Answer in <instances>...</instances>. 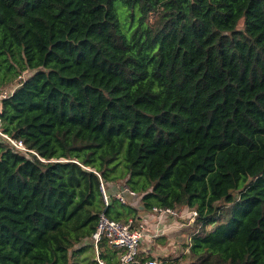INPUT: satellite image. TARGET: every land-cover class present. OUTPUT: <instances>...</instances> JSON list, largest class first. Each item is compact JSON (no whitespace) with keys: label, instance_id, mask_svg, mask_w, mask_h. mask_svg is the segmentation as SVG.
Wrapping results in <instances>:
<instances>
[{"label":"trees","instance_id":"16d2710c","mask_svg":"<svg viewBox=\"0 0 264 264\" xmlns=\"http://www.w3.org/2000/svg\"><path fill=\"white\" fill-rule=\"evenodd\" d=\"M1 93L0 264H70L121 184L196 211L176 264H264V0H0Z\"/></svg>","mask_w":264,"mask_h":264},{"label":"crops","instance_id":"0c3cea01","mask_svg":"<svg viewBox=\"0 0 264 264\" xmlns=\"http://www.w3.org/2000/svg\"><path fill=\"white\" fill-rule=\"evenodd\" d=\"M126 188V187H124ZM123 185H120L122 191ZM115 192V191H114ZM114 194V193H113ZM126 194V193H125ZM127 204L137 208L135 223H143L146 227V235L143 238L137 258V264L147 259L159 260L160 262L177 263V258L184 253L183 246L188 242V235L192 223L188 216L171 217L151 211H143L140 199H127ZM132 219V217H129ZM76 251L71 258L70 264H90L94 261V248L91 239L85 240L73 249ZM116 253L110 254L112 264H119L121 248L113 249ZM86 257V258H85Z\"/></svg>","mask_w":264,"mask_h":264},{"label":"built area","instance_id":"2783aa9c","mask_svg":"<svg viewBox=\"0 0 264 264\" xmlns=\"http://www.w3.org/2000/svg\"><path fill=\"white\" fill-rule=\"evenodd\" d=\"M5 93H1L0 97L4 98ZM1 123V121H0ZM0 137L9 143L14 149L18 150L23 154L31 153L36 155L35 152L29 150L25 147L22 141L14 140L7 135L3 134L0 130ZM100 178V177H99ZM100 191L102 195V200L104 206L107 207L110 202V197L106 192V189L102 182L100 183ZM124 191V193L122 192ZM122 191H115L113 194L114 199L118 200L122 204L127 203V199L137 198V194L127 188L122 189ZM126 193V196H124ZM128 197V198H127ZM153 212L161 215H169L171 217H186L194 222L197 213L193 209L184 208L182 210L173 209H152ZM146 227L143 223H135L134 220L129 219L127 222H120L111 220L105 215V213H100L96 225L95 232L91 236L92 245L94 248V261L96 264H106L100 254L98 245L102 240H105L108 245L121 248L122 251L119 257V264H135L137 262L139 247L145 237ZM140 264H164L158 260L147 259Z\"/></svg>","mask_w":264,"mask_h":264},{"label":"rangeland","instance_id":"374dc122","mask_svg":"<svg viewBox=\"0 0 264 264\" xmlns=\"http://www.w3.org/2000/svg\"><path fill=\"white\" fill-rule=\"evenodd\" d=\"M123 193H124V191H122ZM124 196H126V194L124 195ZM128 198V197H127ZM86 258V257H85ZM157 260V259H156ZM159 261V260H158Z\"/></svg>","mask_w":264,"mask_h":264}]
</instances>
